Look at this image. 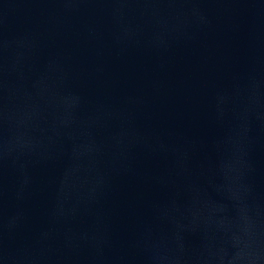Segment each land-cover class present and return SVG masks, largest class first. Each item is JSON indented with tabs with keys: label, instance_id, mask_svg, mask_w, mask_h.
<instances>
[{
	"label": "water",
	"instance_id": "water-1",
	"mask_svg": "<svg viewBox=\"0 0 264 264\" xmlns=\"http://www.w3.org/2000/svg\"><path fill=\"white\" fill-rule=\"evenodd\" d=\"M0 264H264V0H0Z\"/></svg>",
	"mask_w": 264,
	"mask_h": 264
}]
</instances>
